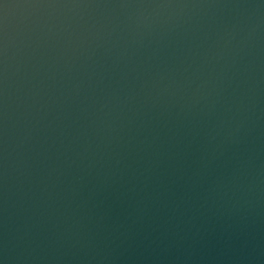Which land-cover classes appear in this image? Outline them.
Returning a JSON list of instances; mask_svg holds the SVG:
<instances>
[{
	"label": "water",
	"instance_id": "water-1",
	"mask_svg": "<svg viewBox=\"0 0 264 264\" xmlns=\"http://www.w3.org/2000/svg\"><path fill=\"white\" fill-rule=\"evenodd\" d=\"M0 264H264V0H0Z\"/></svg>",
	"mask_w": 264,
	"mask_h": 264
}]
</instances>
